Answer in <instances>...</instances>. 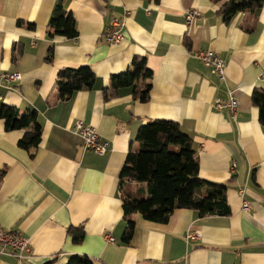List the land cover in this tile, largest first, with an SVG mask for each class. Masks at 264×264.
Returning a JSON list of instances; mask_svg holds the SVG:
<instances>
[{
  "label": "crops",
  "instance_id": "obj_1",
  "mask_svg": "<svg viewBox=\"0 0 264 264\" xmlns=\"http://www.w3.org/2000/svg\"><path fill=\"white\" fill-rule=\"evenodd\" d=\"M227 1L0 0V106L34 110L41 127L38 147L26 151L18 147L25 130L6 131L0 120V229L19 233L32 249L18 259L0 244V264H67L72 256L93 264H264V127L251 101L255 88L264 89V0L225 21L220 8ZM59 3L75 20V39L48 36ZM189 11L197 16L187 25ZM114 19L124 24L118 44L104 38ZM201 51L223 61L224 79L195 57ZM134 56L151 72L148 100L123 88L104 101L112 75L131 69ZM83 66L95 75L93 88L60 100L58 72ZM11 72L20 80L7 84L2 76ZM230 90L239 105L233 116L213 106ZM155 120L176 122L190 136L199 177L225 187L230 214L176 209L164 223L133 214L125 244L122 192L146 196V188L120 191L119 174L138 147V128ZM76 121L93 127L109 151L85 149ZM71 226L83 228L79 244L67 235ZM187 233L200 240H185Z\"/></svg>",
  "mask_w": 264,
  "mask_h": 264
},
{
  "label": "trees",
  "instance_id": "obj_2",
  "mask_svg": "<svg viewBox=\"0 0 264 264\" xmlns=\"http://www.w3.org/2000/svg\"><path fill=\"white\" fill-rule=\"evenodd\" d=\"M216 3L221 0H214ZM263 0H228L221 5L220 11L225 21L237 13L252 12L262 6ZM48 36L72 40L77 37L75 20L70 12L57 4L49 19ZM50 58V57H49ZM131 69L112 75L111 88L103 91L104 101L117 95L123 88H132L140 102L148 100L150 84L144 83L151 76L143 57L134 56ZM142 79V88L137 87ZM95 75L88 66L61 69L57 74L59 99L65 100L74 92L92 89ZM253 105L258 108L259 122L264 127V89L255 88L251 94ZM0 120L4 121L6 131L25 130L18 147L26 151L36 149L41 140V127L34 110L20 114L14 107L0 106ZM135 141L138 147L130 150L119 174V189L124 191L129 184H143L146 196L137 199L122 192L123 218L126 227L122 242L128 244L134 231L133 214H139L145 221L152 223L167 222L176 209L196 210L200 216L215 214L228 216L230 210L223 197L225 187L209 183L198 175L199 167L192 145V139L183 133L178 123L173 121H150L138 128ZM5 170L0 169V186ZM209 190L200 197L201 190ZM67 235L74 244L84 238L82 226L69 227ZM67 264H93L86 256H72Z\"/></svg>",
  "mask_w": 264,
  "mask_h": 264
},
{
  "label": "built area",
  "instance_id": "obj_3",
  "mask_svg": "<svg viewBox=\"0 0 264 264\" xmlns=\"http://www.w3.org/2000/svg\"><path fill=\"white\" fill-rule=\"evenodd\" d=\"M196 16L197 13L195 11L187 12L185 15L186 24L190 25ZM123 25V20H112L110 29L108 32H105V40L111 44H118L122 41L123 34L121 30ZM195 57L202 63V65L215 71L220 79L225 78L224 63L213 51H201L196 53ZM2 78L7 84H13L20 80V75L19 73L11 72L4 74ZM259 80L260 83L264 85V72L261 73ZM213 106L218 110H227L233 116L239 106L234 90L229 91L227 101L223 102L221 100H215ZM73 131L77 137L82 139L85 149H88L97 155H104L109 151V142L101 140L93 127L85 125L81 121H76ZM241 209L243 211H248L249 204L247 202H242ZM200 237L201 235L199 233H187L185 240L196 242L200 240ZM107 241L111 243L115 242L112 237L108 236ZM0 244L12 249L13 255L18 259L29 258L32 255L29 241L23 238L19 233L4 232L0 229Z\"/></svg>",
  "mask_w": 264,
  "mask_h": 264
},
{
  "label": "rangeland",
  "instance_id": "obj_4",
  "mask_svg": "<svg viewBox=\"0 0 264 264\" xmlns=\"http://www.w3.org/2000/svg\"><path fill=\"white\" fill-rule=\"evenodd\" d=\"M137 191H135L134 193V197L137 198V199H142L143 197H141L138 192L136 193Z\"/></svg>",
  "mask_w": 264,
  "mask_h": 264
}]
</instances>
